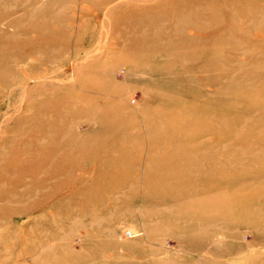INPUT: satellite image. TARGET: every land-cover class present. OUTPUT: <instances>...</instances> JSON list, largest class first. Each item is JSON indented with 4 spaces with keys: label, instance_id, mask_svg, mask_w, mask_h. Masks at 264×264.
<instances>
[{
    "label": "rangeland",
    "instance_id": "obj_1",
    "mask_svg": "<svg viewBox=\"0 0 264 264\" xmlns=\"http://www.w3.org/2000/svg\"><path fill=\"white\" fill-rule=\"evenodd\" d=\"M29 1L0 0V264H264V0Z\"/></svg>",
    "mask_w": 264,
    "mask_h": 264
},
{
    "label": "bare ground",
    "instance_id": "obj_2",
    "mask_svg": "<svg viewBox=\"0 0 264 264\" xmlns=\"http://www.w3.org/2000/svg\"><path fill=\"white\" fill-rule=\"evenodd\" d=\"M37 2H36V0H30L29 2H27V3H23L22 4V11H24L25 12V14H28V16H32L34 13H41V12H43L44 10L43 9H45V8H40L39 10H42V11H36L38 8H37V4H36ZM173 5V4H172ZM39 22H41V21H37V25H34V27L36 28V29H38V31L39 30H41V24L42 23H39ZM10 25H11V27H13L14 25H16V22H14L13 20L10 22ZM28 29L29 28H26L25 29V31H24V34H28V33H30V32H28ZM17 33H19V32H17ZM20 34V33H19ZM4 56V55H3ZM2 57V56H1ZM16 57H17V59L19 60V61H24L25 60V58H26V55L23 53H20V54H18V55H16ZM4 60V59H3ZM8 62H11V61H8ZM206 64H207V62H206ZM153 135V134H152ZM67 144V143H66ZM63 147H65V146H63ZM63 147L61 146V148L63 149ZM60 148V147H59ZM59 148L56 150V151H58L59 150ZM35 150V149H34ZM31 153V152H30ZM68 153V152H67ZM24 154V153H23ZM67 155V154H66ZM18 156V155H17ZM50 157V156H49ZM53 158V157H52ZM69 159H70V157H68ZM53 161V160H52ZM75 161V160H74ZM54 162V161H53ZM42 163H44V162H42ZM6 164H8L7 166H6V169H7V175H5V177H1V179H0V182H2V183H5V184H9L10 186H17V185H26V179H24L25 178V176H20V174L19 173H17V174H15V175H19L20 177L19 178H16L15 177V175L14 176H11L10 175V173H11V171H12V162H9V163H6ZM25 164V163H24ZM32 164V163H31ZM19 165V164H18ZM43 165V164H42ZM41 165V166H42ZM80 165V164H79ZM78 165V166H79ZM21 166H23V165H21ZM15 167V166H14ZM16 167H17V165H16ZM15 167V168H16ZM44 167V166H43ZM47 167V166H46ZM52 168V167H51ZM67 168H69L68 170H67ZM76 166L75 165H71V163H69L68 162V160H64L62 163H60V164H57V165H55L54 166V170H49V171H47V174H46V176L48 175V179L47 180H49V182L51 181V180H54V181H57V180H59V179H61V178H65V177H63V176H66L67 175V173L69 172V173H72L73 171H75L76 170ZM43 169V168H42ZM15 170H17V168L15 169ZM69 170H71L72 172H70ZM19 171V170H18ZM39 171V170H38ZM17 172V171H16ZM39 173H41V172H39ZM74 174V173H73ZM13 177H15L16 179H17V181L13 178ZM38 177V176H37ZM27 178V177H26ZM31 178V177H30ZM67 178V177H66ZM76 178V177H75ZM32 179V178H31ZM21 180L23 181V182H21ZM31 181H33V180H31ZM36 181H38V180H36ZM29 182V181H28ZM44 182V181H43ZM62 181H59V182H57V187H59V186H61V183ZM32 183V182H31ZM98 183V182H97ZM44 184H46L45 182H44ZM48 185V184H47ZM39 186V185H38ZM19 187V186H18ZM23 187V186H22ZM32 187H33V185H32ZM35 187V186H34ZM38 188V187H37ZM42 188V187H41ZM33 189V188H32ZM15 191V190H14ZM19 191V190H18ZM20 192V191H19ZM25 192H26V190H25ZM170 192V191H169ZM20 193H22V192H20ZM13 194V193H12ZM11 194V195H12ZM15 194H16V192H15ZM10 195V194H9ZM8 195V196H9ZM11 195H10V197H11ZM14 195V194H13ZM23 195H24V193H23ZM9 197V198H10ZM0 198H3V195H1V197ZM7 198V197H6ZM30 198V197H29ZM5 199V198H4ZM37 199V198H36ZM59 201V200H58ZM62 202V201H61ZM58 204V203H57ZM33 211V210H32ZM23 225V224H22Z\"/></svg>",
    "mask_w": 264,
    "mask_h": 264
}]
</instances>
